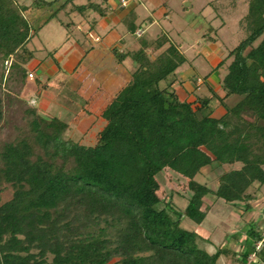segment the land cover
I'll return each mask as SVG.
<instances>
[{"label": "trees", "instance_id": "1", "mask_svg": "<svg viewBox=\"0 0 264 264\" xmlns=\"http://www.w3.org/2000/svg\"><path fill=\"white\" fill-rule=\"evenodd\" d=\"M31 1L0 0V64L11 62L10 78L16 72L26 78L24 66L35 58L28 44L74 0L39 27L33 12L54 1ZM246 2L249 33L228 55L223 97L205 82L208 95L182 98L175 85L185 54L166 34L149 41L134 27L141 47L113 53L135 67L102 110L106 125L95 145L67 138L69 123L38 105L26 108L25 121L0 150V264H218L227 249H202L204 238L184 223L205 221L210 194L232 206L245 204L246 213L256 200L250 188L264 184V0ZM232 95L241 99L228 107ZM216 98L226 108L220 118L205 113ZM5 117L0 95V127ZM206 167L216 189L195 179ZM167 170L186 180L185 207L175 193H160L158 175ZM7 186L13 194L3 201ZM248 231L252 243L242 263L253 262L251 256L264 261L263 230L252 225Z\"/></svg>", "mask_w": 264, "mask_h": 264}, {"label": "rangeland", "instance_id": "2", "mask_svg": "<svg viewBox=\"0 0 264 264\" xmlns=\"http://www.w3.org/2000/svg\"><path fill=\"white\" fill-rule=\"evenodd\" d=\"M53 1L51 6L38 8L33 12L32 20L34 26H41L46 19L61 8L66 0ZM134 1L136 2L137 0H132L131 4ZM19 2L22 4H33L31 0H19ZM96 2H100V0H91V2L89 0H75L74 3H69L65 9L58 13L55 20L31 40L28 48L35 51L36 57L32 62L24 66L27 69L26 78L19 72L14 73V77L10 78L11 62L4 65L0 64V76L5 69V78L2 82L0 81V95L4 99L6 109V117L0 127V150L3 144L16 134L17 128L25 121L24 111L26 108L31 105L40 107L44 103L40 97L36 96L38 91L43 90L42 85L39 86L37 84V76L35 75L33 79L28 76L30 67L34 66L35 60L49 57L55 49L68 50L70 47H78L76 42H78L77 40H80L81 43L83 42L84 32L87 29H78L77 25L74 24L82 19L80 13L74 12L69 15L68 12L75 8L74 5L95 4L96 6ZM167 2H169L171 8L169 13L174 26L169 28L170 31H166V33L170 35L175 43L181 45L187 58L197 65L199 71L197 79L199 77L204 78L211 72L213 57V63L217 67L223 61H226L222 67L216 69L220 71V77L223 79L227 72L226 68L232 61V58H228L230 51L245 39L249 33L246 23L248 14L246 0H169ZM191 3L194 4V7ZM203 5H205L204 8ZM140 10L141 14L147 16V11L143 8ZM182 18L188 24L183 29L176 25ZM61 22H64V24L72 22L71 29L62 25ZM211 26L215 28L213 34L208 32ZM68 31H73V34L68 36ZM217 31L218 33H216ZM162 33H165V30L162 31L159 25H155L149 30L145 39L153 40ZM209 37L216 38L215 41L218 40L213 47V43L208 40ZM86 45L88 47L91 46L89 43ZM215 49L218 51H214ZM104 56H106L105 51H96L92 56L83 60L82 68L79 69V72L82 73L81 76H83V79L81 78L83 82L86 81L88 84H93L92 86L94 87H100V83H104V80L99 76L102 69H105ZM102 61L103 64H100ZM51 65H54V63ZM62 69L65 74L63 76L67 77V74H69L67 67L63 66ZM31 72L34 73L35 71L31 70ZM51 73L53 72L50 71ZM42 77L45 78V76ZM191 83L194 84L193 79H191ZM165 84V82L161 83L162 86ZM103 87L106 88V85H103ZM178 88L179 94L182 97L185 96L186 91L182 87ZM200 90L197 92L200 96L209 94L206 86L201 87ZM55 91L54 87L50 89V92L54 94L56 93ZM68 94L70 93L68 92ZM108 94L110 96L112 93L108 91L102 96L100 95V97L98 94L99 98L96 101L91 99L95 102L94 106L88 105L81 96L79 98V95H73L77 106L72 109L73 113L71 112L63 117V120H68L70 126L66 133L67 138H73L75 141L86 145H95L98 142L99 134L106 125L101 113L109 98ZM213 175L210 169L206 167L195 179L201 183H207L212 189H216L218 184L212 182L214 180ZM158 178L162 184L161 195L166 196L175 193L177 204L180 207H185L187 205V199L184 197L187 190L186 180L169 170L166 173L162 172L159 174ZM249 191L255 194L256 200L253 202V208L246 213L244 211L245 204L240 203L237 206H232L223 199L210 194L205 198L206 202L211 206L205 221L201 225H197L186 219L184 223V227L191 230L197 229L195 231L204 237L203 240H199V246L202 249L209 253H215L219 247L227 249L228 253L220 257L218 264H243L241 261L242 251L252 243V236L249 234L248 228L256 225L264 232V184L256 183ZM12 194L13 189L7 186L2 194L3 201L9 200ZM180 195L184 196L181 197ZM51 259L52 256H49V261ZM250 259L253 262L249 264H264V261L258 260L254 256H251Z\"/></svg>", "mask_w": 264, "mask_h": 264}, {"label": "crops", "instance_id": "3", "mask_svg": "<svg viewBox=\"0 0 264 264\" xmlns=\"http://www.w3.org/2000/svg\"><path fill=\"white\" fill-rule=\"evenodd\" d=\"M74 1L72 3H74ZM89 1L91 2V0ZM167 1L169 0H137L131 4L132 0H127V4L123 5L122 0H100V2H96V6L94 8L83 13L76 9V6L80 5H74L75 8L71 9L68 14L71 15L74 12L81 14L82 19H80L78 23L74 24L77 25L78 29H87L84 32L83 42L81 43L80 40H77L78 42H76V44L78 47L76 48L70 47L68 50L55 49L53 50L54 54L52 56L50 55L46 59L42 60H35L34 66L29 69L30 72L31 70L35 71L34 74L37 76V79L41 80L43 83H47V87L40 91V98L42 102H47L45 104L43 103V106L40 105L41 110L49 115L58 116L63 119L64 116L69 115L71 112L73 113L72 109L77 106V102L75 101L76 99H74L75 97L73 95H79V98L81 96L82 99L88 103V105L94 106L95 102H93V100L95 99L94 101H96L100 95L102 96L104 93L109 91L112 94H110V96L109 94L107 95L109 98L105 103L106 106L114 93L126 83L130 73L135 67L131 58H127L122 63H119L113 53L114 49H119L121 52H125L128 50H138L141 47L140 39L131 34V28L136 27L138 31L143 30L142 37H146L147 33L153 26L159 25L162 28V31L165 30L164 34H166L170 40L175 43L170 35L166 33V31H170L169 28L174 26L172 17L169 13L171 8L169 6V2ZM24 4L28 6L30 5L29 3ZM191 5L193 6L194 4L191 3ZM205 5H203V8ZM141 8L148 12L147 16L141 14ZM27 14L29 16L32 15V11H28ZM56 17L48 22L42 30L55 20ZM61 24L69 29L72 27V22L67 24L61 22ZM176 25L183 29L188 24L186 20L182 18L176 23ZM212 28L215 29L214 27ZM218 31L216 33H218ZM208 32H212L211 34H213L214 30L210 31L209 28ZM72 34L73 31L67 32L68 36ZM208 40L213 43L212 47L218 42V40L214 41L211 38ZM88 43L91 46L88 47L86 45ZM175 44H177L183 52L181 45L178 43ZM216 50L217 49L214 51ZM96 51H105L106 55L103 60L106 62L104 63L105 69H102L99 73L101 79L104 80L103 84L100 83V87H94L92 86L93 84H88L86 81L83 82V80H81V78L83 79V76H81L82 73L79 72V69L82 68L83 60L92 56ZM213 58L212 70L207 74L209 75L207 79L201 77L197 79V75L199 74L198 67L188 58V62L176 71L178 82L175 85V88L179 89L178 87H182L183 90L186 91V94L183 97L179 94L182 98L195 100L198 96L197 92L201 91V87H207V84H209L219 96H224V92L221 88L222 79L220 77V71L215 69L217 65L213 63ZM55 60H58L60 67L56 64ZM103 61L100 64H103ZM53 63L54 65H51ZM63 66L67 67L69 71L67 77L63 76L65 75L64 72H62ZM50 71L53 73L50 74ZM42 76H45V78ZM191 79H193L194 84L191 83ZM205 82L207 84H205ZM103 85H106V88L103 87ZM52 87L56 90L55 94L50 92ZM68 92L70 94H68ZM240 99V96L232 95L225 100V104L228 107H233ZM205 113H211L213 117L220 118L226 113V108L216 98L212 101L211 109L205 110ZM194 230L197 231V229Z\"/></svg>", "mask_w": 264, "mask_h": 264}, {"label": "built area", "instance_id": "4", "mask_svg": "<svg viewBox=\"0 0 264 264\" xmlns=\"http://www.w3.org/2000/svg\"><path fill=\"white\" fill-rule=\"evenodd\" d=\"M122 4L126 5L127 4V0H122ZM142 34H143V30L138 31V35L139 36H141ZM28 76H29L30 79L35 78V74L33 72H30ZM261 246H262V243H259L258 249H260Z\"/></svg>", "mask_w": 264, "mask_h": 264}]
</instances>
